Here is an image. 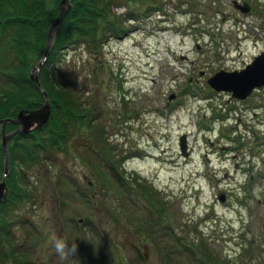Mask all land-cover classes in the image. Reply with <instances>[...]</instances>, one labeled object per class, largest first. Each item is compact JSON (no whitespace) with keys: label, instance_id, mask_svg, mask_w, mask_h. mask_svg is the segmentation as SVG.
I'll return each mask as SVG.
<instances>
[{"label":"rangeland","instance_id":"374dc122","mask_svg":"<svg viewBox=\"0 0 264 264\" xmlns=\"http://www.w3.org/2000/svg\"><path fill=\"white\" fill-rule=\"evenodd\" d=\"M114 5L127 32L54 71L96 118L22 170L29 198L0 226L30 264H264V85L241 100L207 83L264 52V0Z\"/></svg>","mask_w":264,"mask_h":264},{"label":"trees","instance_id":"16d2710c","mask_svg":"<svg viewBox=\"0 0 264 264\" xmlns=\"http://www.w3.org/2000/svg\"><path fill=\"white\" fill-rule=\"evenodd\" d=\"M59 1L0 0V120L14 118L20 109L37 108L43 103V96L31 80L30 72L43 55L47 31L58 14ZM148 1L125 0L127 3ZM70 2L71 9L55 28L52 47L39 71L40 84L51 105V116L44 126L27 134L16 133L9 140L7 196L0 201V215L8 207L29 198L22 186L25 185L22 170L36 164L41 154L49 150L65 149L72 132L83 124L85 117L90 118L89 123L96 118L92 106L85 105L73 87L56 78L55 67L62 61L65 49L84 45L97 52L107 40L127 32L126 23L135 19L131 13L117 14L114 0ZM16 128L15 124H5L7 133ZM3 164L0 128V180ZM6 226L3 223L0 226V264H30L24 253L12 246L13 238ZM205 259L208 262L204 264H227L214 261L211 254ZM195 261L201 264L203 259L195 258Z\"/></svg>","mask_w":264,"mask_h":264},{"label":"water","instance_id":"95a60500","mask_svg":"<svg viewBox=\"0 0 264 264\" xmlns=\"http://www.w3.org/2000/svg\"><path fill=\"white\" fill-rule=\"evenodd\" d=\"M233 5L240 8L243 12L249 10L248 5L238 4L233 1ZM58 14L50 24L47 31V40L45 49L41 59L33 67L30 72V78L36 88L43 96V103L33 109H20L14 118H5L0 120L1 128V146L4 155L3 174L0 180V201L7 196L6 175L9 170V157L7 144L11 137L16 134H27L34 129L44 126L51 116V105L46 91L40 84L39 71L43 63L46 61L49 51L53 44L55 28L60 24L63 17L71 9L70 0H60L58 2ZM209 86L216 91L230 92L231 96L236 99H246L252 91L264 85V52L254 57L245 67L239 70L224 71L219 70L207 79ZM9 122L17 125V128L10 133L5 131V124ZM186 142L184 137L180 139L179 147L182 154L186 155ZM222 200L223 197L221 196Z\"/></svg>","mask_w":264,"mask_h":264},{"label":"clouds","instance_id":"9594fccd","mask_svg":"<svg viewBox=\"0 0 264 264\" xmlns=\"http://www.w3.org/2000/svg\"><path fill=\"white\" fill-rule=\"evenodd\" d=\"M53 247L61 259L69 255H76L78 252L77 243L69 244L63 238H53Z\"/></svg>","mask_w":264,"mask_h":264}]
</instances>
